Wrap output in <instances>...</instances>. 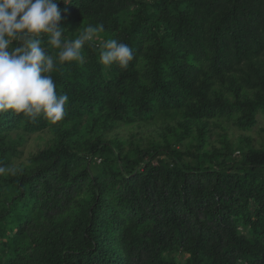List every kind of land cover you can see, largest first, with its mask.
Masks as SVG:
<instances>
[{"label": "trees", "instance_id": "1", "mask_svg": "<svg viewBox=\"0 0 264 264\" xmlns=\"http://www.w3.org/2000/svg\"><path fill=\"white\" fill-rule=\"evenodd\" d=\"M58 7L65 39L104 31L50 73L62 120L0 113V264H264V0Z\"/></svg>", "mask_w": 264, "mask_h": 264}, {"label": "clouds", "instance_id": "2", "mask_svg": "<svg viewBox=\"0 0 264 264\" xmlns=\"http://www.w3.org/2000/svg\"><path fill=\"white\" fill-rule=\"evenodd\" d=\"M60 0H0V113L14 112L29 118L43 114L53 123L65 116L67 93H58L50 75L60 63L83 62L81 49L104 31L103 24L88 25L75 39H65ZM58 49L54 57L42 46V36ZM13 41L19 46L10 49ZM100 62L126 69L133 49L117 39L102 44ZM14 171L0 166V174Z\"/></svg>", "mask_w": 264, "mask_h": 264}, {"label": "rangeland", "instance_id": "3", "mask_svg": "<svg viewBox=\"0 0 264 264\" xmlns=\"http://www.w3.org/2000/svg\"><path fill=\"white\" fill-rule=\"evenodd\" d=\"M264 118H260V123L255 127V129L251 132H249L251 135H253L254 137L257 136L256 132L259 129L260 126H263L264 123ZM41 137V138H40ZM48 136L44 133V134H40V136L38 135H33L30 137V139L26 142V144L24 145L23 149H24V158H26V156L28 155L29 152L35 151L37 148L42 147L46 144L45 139Z\"/></svg>", "mask_w": 264, "mask_h": 264}]
</instances>
